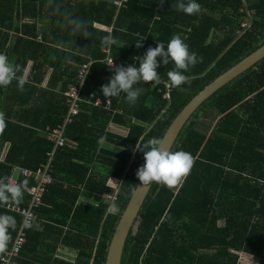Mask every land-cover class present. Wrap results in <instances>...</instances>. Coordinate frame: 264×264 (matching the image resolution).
Instances as JSON below:
<instances>
[{"label": "trees", "instance_id": "trees-1", "mask_svg": "<svg viewBox=\"0 0 264 264\" xmlns=\"http://www.w3.org/2000/svg\"><path fill=\"white\" fill-rule=\"evenodd\" d=\"M114 1L0 0V54L24 70L33 64L23 91L15 80L0 87L5 118L0 151L11 144L0 163V178L7 177V183L14 166L36 170L48 161L53 144L40 130L64 123L70 109L66 92L77 84L80 67L97 60L83 87L81 112L66 130L69 145L54 155L55 182L28 230L19 264H73L54 259L61 244L78 252L75 264H105L145 163L136 147L151 138L163 140L194 96L264 45V0H196L201 11L194 15L175 10L179 0H130L122 10ZM108 34L117 40L111 46L116 67L138 66L136 57L157 43L166 49L176 35L203 62L184 73L191 84L182 85L186 91L173 87L170 100L164 84L143 82L135 85L143 92L134 105L124 93L105 98L102 86L114 75V67L101 62L109 48L101 39ZM173 69V63L162 65L161 81H169ZM98 99H111L110 108L95 106ZM112 123L126 127L127 135L113 132ZM180 150L193 159L190 173L171 188L154 184L122 264H240V253L264 264V60L198 108L173 152ZM91 168H108L122 180L114 202L104 200L105 193H114L106 186L108 175L92 174ZM24 180L29 190L22 206L30 202L35 184L22 174L17 182ZM65 182L82 183L85 196H95L98 204L80 202L77 193L64 189ZM113 204L117 213L110 211ZM5 214L17 222L9 229V251L23 217L0 206Z\"/></svg>", "mask_w": 264, "mask_h": 264}, {"label": "clouds", "instance_id": "clouds-1", "mask_svg": "<svg viewBox=\"0 0 264 264\" xmlns=\"http://www.w3.org/2000/svg\"><path fill=\"white\" fill-rule=\"evenodd\" d=\"M173 8L177 11H183L187 15H194L201 11V6L196 3V0H188L187 3L179 0L176 5H173ZM101 43L103 46L111 47L117 44V40L108 34L102 37ZM141 46L140 42L136 43L137 48ZM136 58L139 60L138 66L133 64L127 67H114V75L101 89L105 98L119 97L121 93H124L126 102L134 105L143 92L142 88L135 87V85L141 82L159 84L161 78L158 69L162 65L167 66L169 63L174 64V69L167 73L171 85L186 91L182 85H190L191 81L184 73L190 71L197 63L203 62V57H198L195 52H190L188 45L178 35L170 39L166 49L163 43H157L155 48L149 47L142 57ZM109 67L113 68V64ZM26 75V70L10 62L7 55L0 54V87H7L15 80L18 90L23 91ZM4 127V113L0 112V130H3ZM136 149L143 152L144 155L145 163L136 173L140 185L143 187L156 183L171 188L190 173L193 165V159L189 153L183 150L170 151L164 146V142L158 138H151ZM6 181L7 177L0 178V206L20 204L24 193L29 190L28 181L24 180L22 183L16 184ZM110 211L117 212V206L113 204ZM16 225L17 222L13 216L0 215V254L6 252L11 240L9 229L15 230ZM24 226L31 227L27 219Z\"/></svg>", "mask_w": 264, "mask_h": 264}, {"label": "built area", "instance_id": "built-area-1", "mask_svg": "<svg viewBox=\"0 0 264 264\" xmlns=\"http://www.w3.org/2000/svg\"><path fill=\"white\" fill-rule=\"evenodd\" d=\"M130 0H115L114 4L118 7L119 10L125 8L129 4ZM41 39V35L39 36ZM105 53L107 54V58L102 60V63H107L108 65L116 67V62L112 57L111 48H106ZM97 62V60L91 59L89 62L85 63L78 70L77 76V84L72 86V88L66 92V96L68 97V102L70 104V109L68 116L63 124L56 126L54 128L48 129V138L52 141L53 148L47 154L48 161L46 164L40 165L36 170L32 169H20V174L23 176L34 179V186L30 192V202L28 206H20L16 204H10L7 208L15 212L23 217L22 226L19 230L17 238L14 242L13 247L4 252L3 257L0 260V264H19L18 261L21 259L23 250L27 244L28 233L27 230L35 225L38 220V210L43 206V200L48 188L54 184V178L52 175V162L54 159V155L56 151L61 148L69 145V139L66 135V130L68 125L73 123L74 119L79 116L81 112V106L83 103L82 91L83 87L90 75L92 66ZM160 83L164 84L167 89V93L165 94L166 99H171V92L173 86L169 81H161ZM154 84V83H153ZM162 92V90H160ZM95 106L103 107L107 106L110 108L111 99H108L107 102L102 99H98L95 103ZM17 169L14 170L9 183L16 184V173ZM117 191L113 194H109L105 196L106 201L114 202L116 200ZM27 221L31 224V227H25L24 222Z\"/></svg>", "mask_w": 264, "mask_h": 264}, {"label": "water", "instance_id": "water-1", "mask_svg": "<svg viewBox=\"0 0 264 264\" xmlns=\"http://www.w3.org/2000/svg\"><path fill=\"white\" fill-rule=\"evenodd\" d=\"M263 60L264 45L218 76L194 96L192 101L181 111L166 132L162 140L164 146L168 150L174 151L183 129L198 108L220 89ZM154 184L155 183H152L147 187H143L140 185L139 181L115 228L108 248L105 264H122L127 241L131 235H135L138 229L142 220L141 212Z\"/></svg>", "mask_w": 264, "mask_h": 264}, {"label": "crops", "instance_id": "crops-1", "mask_svg": "<svg viewBox=\"0 0 264 264\" xmlns=\"http://www.w3.org/2000/svg\"><path fill=\"white\" fill-rule=\"evenodd\" d=\"M115 2V1H114ZM128 6V5H127ZM126 6V7H127ZM125 7V8H126ZM123 9V8H122ZM121 9V10H122ZM118 12H120V11H118ZM98 28H101V29H103V30H107V31H112V29L111 28H109V27H106V26H103V25H99V24H97L96 25ZM111 48V47H110ZM105 50V49H104ZM104 53H105V51H104ZM106 54V53H105ZM107 58V57H106ZM105 58V59H106ZM104 59V60H105ZM94 60V59H93ZM104 64H107V63H104ZM108 65V64H107ZM32 66H33V64L32 63H29L28 64V67H27V69H26V71H27V75L24 77L25 78V80H27V78H28V76H29V74H30V72H31V69H32ZM108 66H110V65H108ZM51 75H52V72L50 71L49 72V75H48V77H47V79H46V81H45V83H44V86L46 87L47 86V84H48V82H49V80H50V78H51ZM50 127L49 126H47L45 129H41L40 131L42 132V134L43 133H45L46 135H47V137H48V133H47V130L49 129ZM110 128H111V130L113 131V132H115V133H117V134H120V135H124V136H126L127 135V133H128V129L126 128V127H123V126H118V125H116V124H114V123H112L111 124V126H110ZM10 147H11V144H9V142H8V144L4 147V149L2 150V151H0V163H5L6 162V159H7V157H8V154H9V151H10ZM47 163V162H46ZM45 163V164H46ZM42 165V164H41ZM18 170L17 171V173H16V179H18L19 180V178L21 177V174H20V169H24L23 167H21V166H19V165H16V166H14V169H13V172H14V170ZM26 169H29V168H26ZM33 170V169H32ZM91 172H92V174H93V172H96V173H99V174H101V175H108V179H107V187L109 188H111V189H113L114 190V193H115V191H118L119 190V187L121 186V183H122V180L121 179H119V178H115V177H113L111 174H110V172H111V170L110 169H108V168H91ZM52 173H53V170H52ZM55 181V180H54ZM63 187H64V189L65 190H69V191H73V192H75V193H77L78 195H79V200H80V202H84V203H89V204H98L97 203V200H96V198H95V196H93V197H87V196H85V185H83L82 183H77V184H70V183H67V182H65L64 184H63ZM31 192V191H30ZM109 194H113V193H105V196L106 195H109ZM104 200H105V197H104ZM17 205V204H16ZM28 205H29V203H28ZM28 205H26V206H28ZM20 206H22V205H20ZM25 206V207H26ZM15 213V212H14ZM17 214V213H16ZM45 221V220H44ZM43 221V222H44ZM22 226V225H21ZM34 227V226H33ZM36 227V226H35ZM21 228V227H20ZM30 229V228H29ZM28 229V230H29ZM40 229V228H39ZM28 230H27V233H28ZM67 230V229H66ZM19 233V232H18ZM18 235V234H17ZM50 238H52V236L51 235H48ZM64 237V236H63ZM62 237V238H63ZM16 238H17V236H16ZM16 238H15V240H16ZM15 240H14V242H15ZM14 245V244H13ZM45 248V247H44ZM56 251H58V252H56L55 254H54V259L55 260H59V261H64V262H67V263H73V264H75L76 263V260L78 259V252L76 251V250H74V249H72V248H70V247H66L65 245H63V244H61L60 246H59V249L58 250H56ZM241 254H244V255H246L245 253H241ZM244 260H245V264H260V260L258 259V258H255V257H253V256H250V255H246V258L244 257ZM36 264H41V263H36Z\"/></svg>", "mask_w": 264, "mask_h": 264}, {"label": "rangeland", "instance_id": "rangeland-1", "mask_svg": "<svg viewBox=\"0 0 264 264\" xmlns=\"http://www.w3.org/2000/svg\"><path fill=\"white\" fill-rule=\"evenodd\" d=\"M244 257L246 258V255L240 253V264H245Z\"/></svg>", "mask_w": 264, "mask_h": 264}]
</instances>
